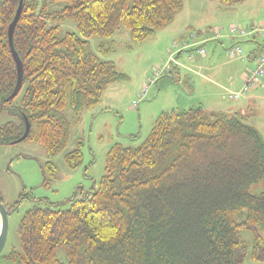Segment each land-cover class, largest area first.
Here are the masks:
<instances>
[{
  "label": "trees",
  "instance_id": "1",
  "mask_svg": "<svg viewBox=\"0 0 264 264\" xmlns=\"http://www.w3.org/2000/svg\"><path fill=\"white\" fill-rule=\"evenodd\" d=\"M64 1L55 11L46 1H24L13 38L23 83L8 101L18 80L8 28L20 0H0V113L14 118L0 127V145L20 138L28 119L26 139L38 141L48 156L60 153L83 113L127 78L92 50L90 39L113 37L124 27L141 43L172 24L185 3ZM66 20L77 31L63 32ZM101 47L103 54L110 51ZM82 146L66 154L69 167L83 162ZM47 167L57 170L51 162ZM263 179L264 141L255 126L202 106L163 112L142 144L110 147L98 187L66 208L45 201L28 209L18 229L21 248L5 258L9 264H243L250 247L241 234L250 230L252 258L264 263L258 230L264 227V192H251Z\"/></svg>",
  "mask_w": 264,
  "mask_h": 264
},
{
  "label": "rangeland",
  "instance_id": "2",
  "mask_svg": "<svg viewBox=\"0 0 264 264\" xmlns=\"http://www.w3.org/2000/svg\"><path fill=\"white\" fill-rule=\"evenodd\" d=\"M38 1H46L51 11L61 10L68 4L64 0L56 3ZM258 24L264 25V0L238 3L185 0L184 9L175 21L146 41L134 42L130 31L124 27L110 38H91L92 50L105 60H113L127 78L110 86L102 102L83 113L81 122L72 127L68 145L57 155L48 156L35 139L0 145V200L8 209L18 203L17 209L9 214L8 237L0 253V264H9L5 257L12 250L21 248L18 229L28 209L45 201L66 208L72 200L98 187L105 174L110 147L115 143L142 144L161 113L199 106L211 111L204 91H214L213 83L219 86L215 87V92L225 107L247 103L236 114L255 126L264 141V75L257 87L252 86L247 91V98L241 97L236 102L228 97V93L241 90L243 77L249 70L256 69V58L250 60L248 55L254 51L259 54L264 44L262 34L238 37L230 27L249 29ZM218 29H221L219 38L215 36ZM62 30L77 31V25L66 20ZM200 32L212 39L201 46L190 39L184 45V38ZM229 36H237L238 42H230ZM101 45L110 51L103 54ZM184 46V51L178 53ZM233 46H240L242 54L231 55L228 49ZM200 47L206 54L198 51ZM172 52L175 61L157 76L155 83H150L154 68L163 67ZM171 67L170 72L168 68ZM146 85V95L141 97ZM134 102H139L137 107ZM11 120L14 118L7 110L0 113V127ZM78 142L83 143V162L77 168H71L65 156L77 147ZM49 162L56 165V172L48 169ZM251 192H264V179L254 184ZM258 230L264 237V227L258 225ZM241 237L250 247V254L243 264H264L255 261L251 255L254 233L243 230ZM59 255L66 259L62 250Z\"/></svg>",
  "mask_w": 264,
  "mask_h": 264
},
{
  "label": "built area",
  "instance_id": "3",
  "mask_svg": "<svg viewBox=\"0 0 264 264\" xmlns=\"http://www.w3.org/2000/svg\"><path fill=\"white\" fill-rule=\"evenodd\" d=\"M230 28H231V32H234L238 37H245L246 35L250 36V35H253L255 33H260L264 36V25L258 24V26H252L249 29H243L240 27L238 28L235 25H232ZM240 35H243V36H240ZM215 36L217 38H219L221 36V29H218V32L216 33ZM231 37L234 38L235 36H231ZM189 38L195 39L196 35L194 33H191ZM189 38H184V40H182V42H184V45H187L186 42L189 41ZM195 44L197 45L198 43L195 42ZM188 45L190 46V44H188ZM198 51L201 54H206L205 49L202 47L198 48ZM228 52L233 56L241 55L242 54V48L240 46H233V47L228 49ZM174 55H175V53H173V52L170 53V57H169L168 61L163 65V67H157L156 66L154 68V74L150 78V83H155L157 81V76L159 74L163 73V71H165V69L167 67H169L175 61ZM255 58L257 60L256 69L255 70H249L248 73L243 77L244 83H243V87L241 88V90L228 93V97L230 99L238 100L243 95H246L247 91L250 90V88L252 86L257 87V85L259 84L260 78L264 75V44L261 47V52L259 54H257ZM147 89H148V85H146V87L144 88L141 97L146 95ZM138 103L139 102H134L133 105L137 107Z\"/></svg>",
  "mask_w": 264,
  "mask_h": 264
},
{
  "label": "water",
  "instance_id": "4",
  "mask_svg": "<svg viewBox=\"0 0 264 264\" xmlns=\"http://www.w3.org/2000/svg\"><path fill=\"white\" fill-rule=\"evenodd\" d=\"M24 1L25 0H20L19 6H18L17 11L15 13V16H14V18H13V20L10 23L9 28H8V40H9L10 48H11L13 57L16 61L17 70H18L17 84H16L13 92L7 97L8 101L12 100L13 98H15L17 96V94L20 92V90L22 88V83H23L24 66H23V62H22L18 52L16 51V49L14 47V39L13 38H14V31H15L16 25L20 19L21 14H22ZM30 130H31V123L29 122L28 119H26V129H25L24 134L20 138L15 140L13 143H19V142L25 140L28 137ZM9 214H10V212L8 211V208L0 200V221H1L0 253L4 249L5 244L7 242L8 229H9Z\"/></svg>",
  "mask_w": 264,
  "mask_h": 264
},
{
  "label": "crops",
  "instance_id": "5",
  "mask_svg": "<svg viewBox=\"0 0 264 264\" xmlns=\"http://www.w3.org/2000/svg\"><path fill=\"white\" fill-rule=\"evenodd\" d=\"M184 9V8H183ZM177 18V17H176ZM169 26V25H168ZM209 35H207V34H204L203 32H200V34L199 33H197V35H196V38L193 40V42H197L198 43V45H202L203 43H205V42H207L208 40H210V39H212V37H208ZM236 37L237 36H235L234 38L233 37H231V36H229V40H230V42H238V39H236ZM190 42V41H189ZM183 48H185V46L184 47H182V50H179V52L178 53H181L182 51H184V49ZM255 52V51H254ZM254 52H252L251 54H249L248 55V58L250 59V60H252V59H254V57H255V55H256V53H254ZM169 69V71L171 72V69H172V67L171 68H168ZM208 82V81H207ZM210 82V81H209ZM118 83V82H117ZM210 83H212V82H210ZM114 84H116V83H114ZM114 84H112V85H114ZM112 85H110V86H112ZM213 85V90L214 91H204V95H205V97H206V100L209 102V108L211 109V111H218V112H224V113H227V114H236L237 112H239L238 110H243V108L245 107V105L247 104V103H244V102H241L240 104H236L234 107H233V104H230V105H227V107H225L224 106V104L223 103H221V102H223L220 98H219V96H217L216 95V92H215V87L216 88H219V86H217V84L216 83H213L212 84ZM109 86V87H110ZM108 87V88H109ZM103 97H104V95H103ZM243 98L242 99H244V98H247V95H243L242 96ZM103 99V98H102ZM236 102H238V101H240V100H235ZM231 106V107H230ZM226 108H228V109H226ZM232 108V109H231ZM233 108H235V109H233Z\"/></svg>",
  "mask_w": 264,
  "mask_h": 264
},
{
  "label": "bare ground",
  "instance_id": "6",
  "mask_svg": "<svg viewBox=\"0 0 264 264\" xmlns=\"http://www.w3.org/2000/svg\"><path fill=\"white\" fill-rule=\"evenodd\" d=\"M0 230H1V221H0Z\"/></svg>",
  "mask_w": 264,
  "mask_h": 264
}]
</instances>
